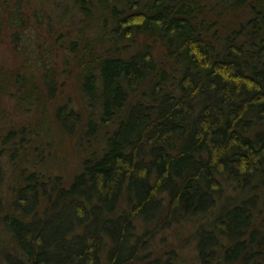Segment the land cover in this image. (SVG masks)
<instances>
[{
  "label": "trees",
  "instance_id": "trees-1",
  "mask_svg": "<svg viewBox=\"0 0 264 264\" xmlns=\"http://www.w3.org/2000/svg\"><path fill=\"white\" fill-rule=\"evenodd\" d=\"M35 1H0L20 56L0 115L8 95L26 116L0 131L6 264H264V0Z\"/></svg>",
  "mask_w": 264,
  "mask_h": 264
},
{
  "label": "rangeland",
  "instance_id": "rangeland-1",
  "mask_svg": "<svg viewBox=\"0 0 264 264\" xmlns=\"http://www.w3.org/2000/svg\"><path fill=\"white\" fill-rule=\"evenodd\" d=\"M53 1L54 0H45V2L48 4H52ZM37 2L38 0L35 1V3ZM34 7L35 6L33 5L31 10H33ZM10 8H11V4H10ZM26 9L24 8L25 11H27ZM0 10L4 14H6L7 10L9 9L7 8V9H0ZM45 19L47 20V18ZM30 21L33 22L34 20L31 19ZM1 30H2V33L0 36V69L6 73L9 71H12V68L15 67V64L19 60L20 56L17 53L13 38L11 36L12 29L5 26ZM46 34H47L46 31L40 34L41 39H43L42 41H44V36ZM67 89L72 90V86L68 84L65 87V90ZM58 99H60V97ZM1 100L5 104L6 111L4 112L5 115H3V117L0 115V131H3L4 133H6L8 129L12 127L11 124L21 125V123L26 119V116L20 115L21 111L16 110L18 109V105L15 104V100L10 98L8 95L5 97V100L3 99ZM53 105H56V104H53ZM82 134H80V136ZM31 136L39 140L36 134H32ZM78 138H79V135H78ZM38 143L41 144L40 145L41 149L44 150L43 152L38 151L40 154L39 156H37L35 153L30 155L29 149L31 148L30 146H28L27 142L23 150L27 149L26 154L30 155L31 157H35V159H39L41 156L46 157V159L48 158L51 159L52 158L51 154L54 155L55 153H57L60 156V159L58 161H54V160H49V161L54 171L55 170L58 171L56 173H59L60 171L63 172L62 174L65 175L66 179L71 177L76 172V169L79 168L78 163H79V160L81 159L82 154L76 146L74 145L72 146L69 142L59 144V143L52 142V140H50L47 144L46 142H41V139L39 140ZM38 143L34 144L35 150L37 149L36 147ZM46 144L48 146L47 148H45ZM0 150H1L0 165L2 166L1 167L2 168V174H1L2 178H0V197L4 201V214H5L6 210H9V209L11 210V205L13 203L12 191H13L14 186L16 185V182H14L13 180V177H14L13 174H14V170H17L18 165L20 164L18 162L19 154L13 155L14 151L9 146H7L6 148L2 147L1 140H0ZM45 150H49V151L45 152ZM33 168H35V165L31 167V169ZM170 236H171V241L174 242V236H175L174 232H171ZM191 236L192 235L188 234L187 230L184 229V234L178 242H175V243L169 242L170 244H177L178 249L185 256L186 259L191 257V254H193L194 244L190 242ZM12 245H13L12 238L10 234H8V232L5 230L3 224L0 221V264H6L5 255H7V253H9L11 250L12 251L14 250L12 249Z\"/></svg>",
  "mask_w": 264,
  "mask_h": 264
}]
</instances>
